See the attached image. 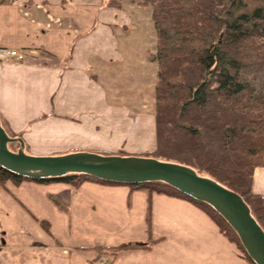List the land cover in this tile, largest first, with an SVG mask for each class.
<instances>
[{
    "label": "crops",
    "instance_id": "1",
    "mask_svg": "<svg viewBox=\"0 0 264 264\" xmlns=\"http://www.w3.org/2000/svg\"><path fill=\"white\" fill-rule=\"evenodd\" d=\"M108 1L0 0V47L39 52L0 62V118L27 153L156 148L155 115L114 105L110 91L114 63L140 55L132 22L143 7ZM253 191L264 197V167ZM124 245L139 247L115 256L96 249ZM104 263L253 264L205 209L178 195L91 178L0 187V264Z\"/></svg>",
    "mask_w": 264,
    "mask_h": 264
},
{
    "label": "trees",
    "instance_id": "2",
    "mask_svg": "<svg viewBox=\"0 0 264 264\" xmlns=\"http://www.w3.org/2000/svg\"><path fill=\"white\" fill-rule=\"evenodd\" d=\"M123 1L108 4L122 8ZM137 4L152 8L158 44L157 146L149 156L191 166L238 192L264 229V197L253 191L255 170L264 167V91H257L239 73L247 66L264 69V0H139ZM75 178L119 183L84 173L30 178L0 167V187L10 179ZM131 185L192 200L256 264L236 231L209 203L163 181ZM131 247L139 246L96 249L100 255L115 256Z\"/></svg>",
    "mask_w": 264,
    "mask_h": 264
},
{
    "label": "water",
    "instance_id": "3",
    "mask_svg": "<svg viewBox=\"0 0 264 264\" xmlns=\"http://www.w3.org/2000/svg\"><path fill=\"white\" fill-rule=\"evenodd\" d=\"M19 142L17 151L9 148ZM22 137L11 136L0 118V167L30 178L60 177L84 173L123 184L163 181L180 191L212 205L238 234L248 255L256 264H264V229L238 192L194 168L175 161L151 156L101 154L77 151L60 155H36L24 150Z\"/></svg>",
    "mask_w": 264,
    "mask_h": 264
},
{
    "label": "rangeland",
    "instance_id": "4",
    "mask_svg": "<svg viewBox=\"0 0 264 264\" xmlns=\"http://www.w3.org/2000/svg\"><path fill=\"white\" fill-rule=\"evenodd\" d=\"M138 1L139 0H128V8H130V10L133 8L136 9L137 7L135 6H138ZM141 10L144 12L141 22H132V27L134 26L139 32V39L136 40L138 41L140 55H126L122 61L114 63L113 66H116L114 70H118V72L114 73L115 71H113L115 76H113L111 81L113 88L110 91L113 92L114 105H121L123 103V107L126 106L128 110L136 113L145 112L149 114L152 119L156 114V83L158 81L157 73L159 71L157 34L152 18V8L143 7ZM124 33L126 36L129 31L121 34L124 35ZM135 38L137 37L134 36L132 41L130 39L131 45V42L136 41ZM131 45L130 49L133 48ZM27 61L28 59L17 62ZM239 73L242 78L251 83L257 91H264V69H255L247 66L241 68ZM148 139L149 134L145 136V140ZM9 148L13 151L19 149L15 143H10ZM155 149L153 151H155ZM153 151L126 155L149 156Z\"/></svg>",
    "mask_w": 264,
    "mask_h": 264
},
{
    "label": "built area",
    "instance_id": "5",
    "mask_svg": "<svg viewBox=\"0 0 264 264\" xmlns=\"http://www.w3.org/2000/svg\"><path fill=\"white\" fill-rule=\"evenodd\" d=\"M39 55L38 50L35 49H18V48H7L0 47V61H24L29 57ZM105 264V263H104Z\"/></svg>",
    "mask_w": 264,
    "mask_h": 264
}]
</instances>
